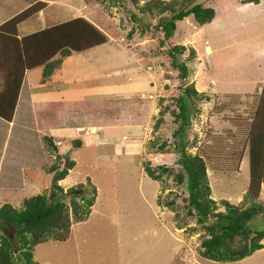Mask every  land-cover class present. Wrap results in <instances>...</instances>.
<instances>
[{"label":"rangeland","instance_id":"obj_1","mask_svg":"<svg viewBox=\"0 0 264 264\" xmlns=\"http://www.w3.org/2000/svg\"><path fill=\"white\" fill-rule=\"evenodd\" d=\"M28 1L0 0V18L24 10L29 6ZM52 2L46 9H40L39 15L38 12L34 13L36 17L22 23L19 31L35 29L39 22L36 18L50 24L86 16L99 24L107 36L103 44L81 54L83 59L91 60L89 81L105 79L119 83L117 91L121 92V97L111 96L113 99H108L111 98L108 96L99 102L102 103L100 107L89 102L88 106L79 107L80 112L116 115L119 108L132 107V102L125 100L124 94L142 98L145 103L149 100L152 108L158 97H162L163 102L173 108L172 99L178 92L181 80L176 77L177 70L170 65L166 48L170 44H188L195 50L196 58L187 63L189 73L186 81L192 83L196 91L211 96V99L200 104V115L192 119L186 132L188 138L194 135L197 138L195 147L189 150L193 152L197 147L207 154L206 173L211 198L238 204L248 179V119L264 78V57L249 52L260 47L261 43L264 46V0L259 7L239 0H194V3L211 7L214 10L213 19L202 25H197L191 15L176 21L172 35L164 41L163 46L158 42L162 33L155 28L159 18L138 14L124 0ZM130 12L136 13V20L131 19ZM225 41L233 45L217 49ZM184 57L177 55V60L182 61ZM69 66L71 63L67 62L65 72L76 74L78 63L74 62L71 69ZM26 73L35 83L30 71ZM36 76L38 78L37 73ZM129 84H135L131 92ZM74 108L78 109L76 105ZM147 110L145 104L142 110L144 116ZM19 114L25 115L18 112L12 124L22 121ZM153 116L156 114L146 116L150 118L148 127L143 130V138H137L140 141L137 140V146L133 147L135 150L141 148L142 154L135 151L124 156L120 153V146H109V142L98 146L85 136L76 137L81 141L79 147H72V139L63 138L68 136L66 134L53 138L52 142L59 146L57 153L62 155V159H57L59 167H63L68 160L73 161V166L59 181L63 190L81 184L86 191L91 183L96 189L95 200L87 218L71 224L66 240H47L36 244V249L33 247V260L39 264L40 261L46 262L43 264H264V246L237 261H213L201 257L198 250L203 229L197 225L194 230L175 227L172 212L156 204L159 193L157 182L144 174L141 163L149 160L151 166L165 164L176 168V153H158L147 149V142L155 134L152 131ZM171 117L169 113L164 114L163 122L157 129L161 138H171L170 134L175 128ZM23 121L26 122L25 117ZM112 124L106 126L104 134L114 137L127 135L123 131L126 127L123 119L117 125ZM7 126L6 122L0 124V143L4 135L10 141L15 139L8 134L13 127ZM26 130L28 133L29 128ZM143 133L137 129L139 136ZM24 139L28 145V152L25 150L28 162L36 165L54 161L53 151L45 150L43 154L38 151L39 141L34 135ZM122 141L125 142L123 138ZM33 149H36L35 153ZM238 151L240 157H237ZM234 166H237V170L232 169ZM23 170V187L1 188L0 204L9 203L20 208L25 197L49 191L51 174L40 167ZM176 190L182 191L180 188ZM258 200L264 204V185L260 186ZM188 225L193 226V220H189ZM248 225L252 229L264 228V211L250 219ZM5 232L9 235L14 233L13 226L10 225ZM261 242L264 244V238ZM45 244L49 247H43Z\"/></svg>","mask_w":264,"mask_h":264},{"label":"trees","instance_id":"obj_2","mask_svg":"<svg viewBox=\"0 0 264 264\" xmlns=\"http://www.w3.org/2000/svg\"><path fill=\"white\" fill-rule=\"evenodd\" d=\"M124 1L138 14L159 18L155 28L162 33L158 41L160 46L172 35L176 21L191 15L197 25H202L214 17L211 7L194 3V0ZM239 1L244 4L259 2ZM44 6L45 2L36 0L0 24V119L5 122L11 121L19 94L24 96L25 89H22V84L26 69L41 66L39 81L43 83L59 69L63 58L72 52L89 49L107 40L103 31L82 16L17 37L16 25ZM130 15L131 19L136 20L135 12H130ZM194 51L188 44H170L166 48L170 65L177 70L176 77L181 81L178 92L172 99L173 108L164 103L162 97H158V110L152 124L155 134L147 142V149L151 148L154 152L176 153V168L165 164L151 166L149 160H144L141 169L147 177L157 182L159 193L155 202L172 212L175 227L194 230L197 225L203 229L198 250L201 257L213 261H237L264 246L261 242L264 228L252 229L248 225L250 219L264 211V204L258 200L260 186L264 185V78L246 131L247 186L238 204H232L226 199L216 201L210 196L206 173L207 154L197 147L193 152L189 150L195 147L197 138L195 135L192 138L186 135L192 119H197L200 115V104L211 99V96L196 91L193 84L186 81L189 73L187 63L196 58ZM177 55L185 57L178 61ZM59 106V102H50L34 109L35 124L40 126L45 122L52 123ZM165 113L172 116L171 122L175 125L169 140L157 134ZM40 141V153L43 154L45 150L53 151L54 161L51 163L42 161V164H32L29 167L24 155L15 159L19 165L18 172L7 165L0 166V188L23 187L21 173L28 167H40L51 174L48 192L25 197L20 208L9 203L0 204V264H39L32 259L33 247L47 240H66L71 224L84 221L95 200L96 189L91 183L86 191L81 184L63 190L59 181L66 176L73 161L68 160L60 168L57 159H62V155L57 153V146L52 138L42 135ZM70 142L72 147L80 144L76 138ZM8 144L12 145L13 140L8 139ZM237 155L240 157V151ZM236 167L232 169L237 170ZM179 188L182 191L176 190ZM75 189H82V192L74 194L72 191ZM189 220H193V226L188 225ZM10 225L14 229L11 235L5 232Z\"/></svg>","mask_w":264,"mask_h":264},{"label":"crops","instance_id":"obj_3","mask_svg":"<svg viewBox=\"0 0 264 264\" xmlns=\"http://www.w3.org/2000/svg\"><path fill=\"white\" fill-rule=\"evenodd\" d=\"M35 1L36 0H29L28 3L29 5H31ZM39 1L45 2V6L41 10L46 9L48 5L53 4L52 0H39ZM261 3H262V0H259L257 4H253V3L251 4L257 5V7H259L260 5H262ZM246 4H249V3H246ZM37 12H36L37 15H39L40 12L39 11ZM13 15L14 14H9L7 16L1 17L0 24L4 22L5 20H7L8 18L12 17ZM33 16L35 15L34 14L30 15L29 17H27L26 19H24L23 21L19 22L16 25L17 37L26 35L28 33L34 32L38 29H42L48 25H52L56 23V22L54 23L52 22L50 24H47V22H44V20L42 19L39 20L38 18H36L37 21L39 22H38V25L34 27L35 29L27 28L22 32L19 31V27L22 25V23H24L25 21L29 19L31 20ZM86 19L94 23V25L96 26L98 25L97 27L100 30H102L99 24L95 23L91 19H88V18ZM231 45L233 44L226 43L225 41L219 44L217 49L229 48ZM84 51L85 50L80 51V52H72L69 56L63 58L60 68L55 70L53 74L43 83L39 81L41 66H35V67L25 70L23 84H22V89H25L24 96L22 97L21 93L19 94L18 99H17V104L15 107V112L10 121V124L9 122H6L8 124L7 127H11V126L13 127V129L8 134L12 135V137L15 139L13 140V144L9 145L8 144L9 137L7 135H4V138H2V141L0 143V166L2 164L5 166L7 165V167L11 168L12 170H16L18 172L19 165L15 161V159L24 157V155L26 156L25 150L28 145H26V143L24 142L25 141L24 138H29L30 135H34V137L37 138V141H39V146H37L38 148L41 146L40 137L42 135H47L51 137L53 140V138H58L59 135L66 134L68 136L63 137V138L75 139L77 136H85L87 137V139H89V141H92L93 144L98 145V146L105 145L103 143H106V142H109L108 143L109 146H112V147L120 146L119 148L120 153L124 156H129L130 154H134L135 151H138L140 152V154H142L141 152L143 150L141 148L135 150L133 147L137 146V143H138L136 142L138 140L137 138H143V135H144L143 130L147 129L146 127H148L147 124L150 121V118H146V116L151 117L152 115L156 114L157 112V107L155 106L156 104L153 103L154 108H152L149 100H147V103H145L143 100H141L142 98H133L132 95L129 96L127 94H124L125 100L132 102V107L130 108L123 107L121 109L119 108L116 115L113 114L110 116H105V115H101L97 113L96 115L95 114L92 115V113L89 111L80 112L79 107L88 106L89 102L96 103L100 107L102 103H99V102H103L105 99H107L108 96L109 97L111 96L121 97V92L117 91L119 87V83L115 81H109V80L106 81L105 79H100L98 82L89 81L90 72L88 71H89V65L91 63V60L83 59V56L81 54ZM249 52H252V53L254 52L264 57V46L261 43L260 47L257 46V48L255 49L253 48ZM67 62L71 63V66H69V69H71L74 66V62L78 63V69L76 70V74H70V73L65 72L64 68ZM29 71L35 83L31 82L30 78H28V74L26 72H29ZM35 72L38 74V78ZM128 86L131 92L132 90H134L135 84L133 85L129 84ZM113 97L108 98V99H113ZM148 99H151V98H148ZM76 101L78 102L76 103ZM50 102L60 103L59 108H57L54 114V119L52 120L53 122L52 123L45 122V123H42L40 126H36L35 124L36 122L33 117L34 109L43 107ZM144 103L146 104V109L148 108L145 116L142 114V110L145 105ZM75 105L78 109L74 108ZM71 107H73V109ZM99 107H96V108L99 109ZM18 112L25 114V115L19 114V116H21L23 119L25 117L26 122L24 123L22 119V121L18 122L17 124H12ZM150 112H152V114H150ZM142 116H144L145 118H142ZM152 118H155V117L153 116ZM120 119H123V121H125L126 127L123 131L127 135H122L121 137H114L112 135L104 134V130L106 129V126L109 123L110 124L113 123L112 125H117L118 123H120ZM1 123H5V121L0 119V124ZM26 128H29L28 133H27ZM138 128L140 131H142L143 133L142 136H139L137 134ZM37 131H38L39 136L37 134ZM45 131H46V134L44 133ZM6 138H7V141H6ZM122 138L125 140V142L122 141ZM54 145L58 146L57 144H54ZM80 145L81 144H79V146ZM140 146H141V143H140ZM116 148H112V150H116ZM39 149L41 150V147ZM26 152H28V150H26ZM33 152L35 153L34 149H33ZM101 156L105 157V155H100L99 157ZM31 165L32 164L30 162H27V166L31 167ZM23 180H24V177H22V181ZM23 185H24V181H23ZM46 246L49 247V245H46V244L43 247H46ZM36 247L37 246H35V249ZM40 263L43 264L46 262L40 261Z\"/></svg>","mask_w":264,"mask_h":264},{"label":"water","instance_id":"obj_4","mask_svg":"<svg viewBox=\"0 0 264 264\" xmlns=\"http://www.w3.org/2000/svg\"><path fill=\"white\" fill-rule=\"evenodd\" d=\"M74 194H78L80 192V189H76L72 191Z\"/></svg>","mask_w":264,"mask_h":264},{"label":"built area","instance_id":"obj_5","mask_svg":"<svg viewBox=\"0 0 264 264\" xmlns=\"http://www.w3.org/2000/svg\"><path fill=\"white\" fill-rule=\"evenodd\" d=\"M144 96V95H143ZM147 97H149L150 98V95H147Z\"/></svg>","mask_w":264,"mask_h":264},{"label":"clouds","instance_id":"obj_6","mask_svg":"<svg viewBox=\"0 0 264 264\" xmlns=\"http://www.w3.org/2000/svg\"><path fill=\"white\" fill-rule=\"evenodd\" d=\"M143 97V96H142ZM147 98H149V97H147ZM155 98V97H154Z\"/></svg>","mask_w":264,"mask_h":264}]
</instances>
